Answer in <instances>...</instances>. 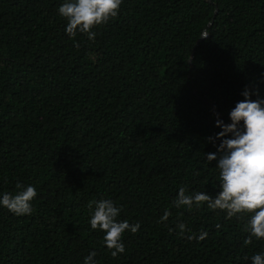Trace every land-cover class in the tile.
Listing matches in <instances>:
<instances>
[{
	"label": "trees",
	"instance_id": "16d2710c",
	"mask_svg": "<svg viewBox=\"0 0 264 264\" xmlns=\"http://www.w3.org/2000/svg\"><path fill=\"white\" fill-rule=\"evenodd\" d=\"M64 2L0 0V198L37 192L31 215L0 205V264H252L247 214L173 201L219 191L217 120L246 88L264 99V0H122L94 40L66 34ZM100 199L140 224L116 257L89 224Z\"/></svg>",
	"mask_w": 264,
	"mask_h": 264
},
{
	"label": "clouds",
	"instance_id": "9594fccd",
	"mask_svg": "<svg viewBox=\"0 0 264 264\" xmlns=\"http://www.w3.org/2000/svg\"><path fill=\"white\" fill-rule=\"evenodd\" d=\"M121 3L122 0H65L58 8V14L67 21L65 32L70 38L82 33L89 40H94L96 32L93 29L116 18ZM207 35L205 32L200 37ZM74 46L78 48L79 44L74 43ZM241 94L244 99L237 102L228 114L231 122L225 125L217 120V126L222 129L215 137L221 140L217 152L205 154L209 162L216 161L219 191L214 196L206 192L188 194L186 187L181 186L173 205L177 208L186 207L191 211L194 205L199 207L206 203L212 210L226 212V218L247 214L249 219L244 230L249 235L243 243L249 245L253 238L264 239V99H250L256 93L249 92L247 88ZM207 139L214 142L213 137ZM16 189L14 195L4 193L0 198V205L17 216L31 215V201L37 196L36 189L20 183L16 184ZM88 210L91 229L104 232L103 244L111 255L116 257L124 253L122 234L125 231L138 232L139 222H118L121 208L115 206L110 199L89 201ZM170 215L165 210L160 218L161 222L166 221ZM177 227L183 236L187 231L185 224L179 223ZM216 227L220 228V225ZM206 236L207 233L204 232L199 237L190 235L187 239L203 240ZM95 256V251L90 252L83 264H97ZM250 259L252 264H264V252L256 253Z\"/></svg>",
	"mask_w": 264,
	"mask_h": 264
},
{
	"label": "water",
	"instance_id": "95a60500",
	"mask_svg": "<svg viewBox=\"0 0 264 264\" xmlns=\"http://www.w3.org/2000/svg\"><path fill=\"white\" fill-rule=\"evenodd\" d=\"M205 33V32H204ZM203 38V37H202Z\"/></svg>",
	"mask_w": 264,
	"mask_h": 264
}]
</instances>
